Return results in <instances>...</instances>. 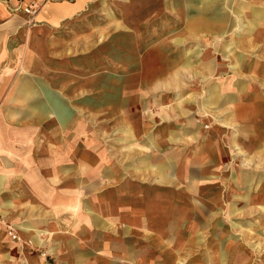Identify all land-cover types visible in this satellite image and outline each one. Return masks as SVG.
<instances>
[{
  "label": "rangeland",
  "instance_id": "obj_1",
  "mask_svg": "<svg viewBox=\"0 0 264 264\" xmlns=\"http://www.w3.org/2000/svg\"><path fill=\"white\" fill-rule=\"evenodd\" d=\"M82 31L64 78L65 138L71 175L122 176L91 194L113 227L98 229L101 254L40 251L38 264H264V0H117ZM114 222L133 226L134 254H115L126 243Z\"/></svg>",
  "mask_w": 264,
  "mask_h": 264
},
{
  "label": "crops",
  "instance_id": "obj_2",
  "mask_svg": "<svg viewBox=\"0 0 264 264\" xmlns=\"http://www.w3.org/2000/svg\"><path fill=\"white\" fill-rule=\"evenodd\" d=\"M23 1L25 5L26 0H0V264H38L32 254L40 251L57 257L101 254L102 249L95 243L105 237L101 238L98 229H111L113 224L102 216L96 206L98 198L94 200L91 194L101 193L103 176L113 180L122 176L114 171L103 172L100 166L87 173L85 169L74 171L71 177L70 162L75 159L71 160L69 139L65 138L70 130L69 118L62 119L69 114L64 78L88 19L100 17L117 0H48L32 20L18 10ZM160 48L159 44L152 50ZM213 86L214 96L218 86ZM226 100L229 102V97ZM180 103L185 104L184 100ZM229 107V113L237 117L235 107ZM53 114L59 119L56 125L47 123ZM194 129L188 126L183 130L190 135ZM54 131L61 133L60 139H55ZM37 132L45 137H38ZM161 141H165L164 136ZM144 142L160 147V140L151 136ZM152 161L156 160L149 157L142 162L151 167ZM71 179L83 182L74 188V199L70 198ZM85 196H90L88 201ZM70 210L83 212L88 219L75 218L70 225L63 216L54 221L56 215ZM116 229L126 244L115 249V254H134L133 244L128 241L133 239L129 235L133 226L116 224ZM10 230L22 240L33 242V248L13 241Z\"/></svg>",
  "mask_w": 264,
  "mask_h": 264
},
{
  "label": "built area",
  "instance_id": "obj_3",
  "mask_svg": "<svg viewBox=\"0 0 264 264\" xmlns=\"http://www.w3.org/2000/svg\"><path fill=\"white\" fill-rule=\"evenodd\" d=\"M27 3L24 5V1L20 3L18 8L19 11H22L27 16L31 17V20L34 19L45 7V4L48 0H26ZM13 239H18L16 234L11 233Z\"/></svg>",
  "mask_w": 264,
  "mask_h": 264
},
{
  "label": "bare ground",
  "instance_id": "obj_4",
  "mask_svg": "<svg viewBox=\"0 0 264 264\" xmlns=\"http://www.w3.org/2000/svg\"><path fill=\"white\" fill-rule=\"evenodd\" d=\"M192 7V6H191ZM139 224H141V222H139ZM8 234V233H7ZM9 240V239H8ZM1 257V256H0ZM5 262V261H4Z\"/></svg>",
  "mask_w": 264,
  "mask_h": 264
}]
</instances>
